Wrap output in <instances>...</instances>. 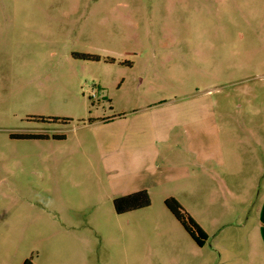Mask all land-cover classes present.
Masks as SVG:
<instances>
[{"label":"rangeland","instance_id":"1","mask_svg":"<svg viewBox=\"0 0 264 264\" xmlns=\"http://www.w3.org/2000/svg\"><path fill=\"white\" fill-rule=\"evenodd\" d=\"M246 166L264 168V0H0V264H255Z\"/></svg>","mask_w":264,"mask_h":264},{"label":"trees","instance_id":"2","mask_svg":"<svg viewBox=\"0 0 264 264\" xmlns=\"http://www.w3.org/2000/svg\"><path fill=\"white\" fill-rule=\"evenodd\" d=\"M167 208L174 214L182 224L186 232L199 245L204 246L207 235L202 227L186 212L181 204L174 198L165 201ZM151 205V199L146 190L129 194L114 201V207L118 214L142 209ZM24 264H34L31 260H26Z\"/></svg>","mask_w":264,"mask_h":264},{"label":"crops","instance_id":"3","mask_svg":"<svg viewBox=\"0 0 264 264\" xmlns=\"http://www.w3.org/2000/svg\"><path fill=\"white\" fill-rule=\"evenodd\" d=\"M228 168H230V167H228ZM233 168L234 169H232V170H236V172L244 171V169H240L241 168L240 166H235ZM245 168H246L245 170L252 172V179L250 180V182H251L252 188H253L254 185L257 183V182H255V180H259L260 177L264 178V168L263 167L256 168V166H253V167H247L246 166ZM250 168H252V169L250 170ZM246 182H249V180H247ZM245 189L249 191V184L245 183ZM244 213L246 214L245 217L247 220L251 219L252 217L256 220V224L254 226V229L258 233V240H257L258 244L257 245L254 244L252 247L245 246V248L254 254L253 260H255V262H254L255 264H264V199L262 200L260 207L256 208L255 212H254V210L251 209V210L245 211ZM205 233L207 235V240L205 241L204 246L206 245L207 241L209 240V235L207 234V232H205ZM204 246H202V247L199 246V247L203 248ZM238 250L239 249L235 248V244H234V245H232V247L228 251H230L231 253H234L236 256L240 257V255H239L240 251H238ZM240 261H239V263H240Z\"/></svg>","mask_w":264,"mask_h":264}]
</instances>
